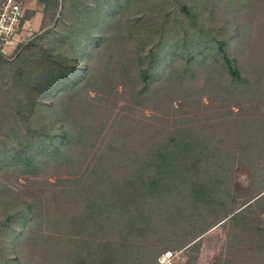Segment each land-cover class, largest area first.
Returning a JSON list of instances; mask_svg holds the SVG:
<instances>
[{"label":"trees","instance_id":"trees-1","mask_svg":"<svg viewBox=\"0 0 264 264\" xmlns=\"http://www.w3.org/2000/svg\"><path fill=\"white\" fill-rule=\"evenodd\" d=\"M42 1L46 3V18L55 21L60 15L57 25L64 30L71 28L67 34L70 46L52 50L49 68L40 63L32 65L34 42L25 46L14 63L6 61L0 52V78L14 73L20 77L16 86L23 87L20 93L19 87H6L8 95L3 101L12 109L0 115L4 121L0 128H6L0 136V264H152L151 256L136 259L139 252L133 233L151 227V204L178 187L181 176L187 180L190 168L204 169L207 162L203 157L209 147L190 128L175 131L162 125V134L144 137L137 149L129 148L127 141L114 148L118 141L112 137L114 156L99 164L105 165L103 169L89 168L79 175L78 167L86 162L85 149L92 147L96 137L92 127L81 123L75 98L94 73L98 56L91 62L90 57L104 45L126 40L113 36V27L122 21L128 5H122V13L115 17L121 0H115V11L103 12L105 7L99 3L94 12L76 18L66 12L63 0ZM247 1L177 0L180 41L165 37V20L161 28L142 32L145 43L151 44L146 63L137 70L144 89L148 91L170 77L177 64L191 67L199 57L198 63H203L201 47L206 43L215 46L236 83L249 79L228 49L229 41L237 42L240 34L243 37L247 33L237 21L239 8ZM219 15L223 17L218 28L214 19H221ZM222 28L229 41L219 38ZM42 34L38 35L40 40ZM36 89L42 91L41 100L32 96ZM22 104L30 108L16 118L12 112ZM17 120L20 123L16 124ZM155 135L163 136L161 142ZM81 149L84 156L80 159ZM130 162L135 165L125 170L124 176L110 174ZM51 165L64 168L69 177L45 181L40 187L35 180L18 182L20 176L35 177ZM58 172L56 175L63 173ZM240 214L232 218L238 219ZM261 224L248 236L264 237L263 221Z\"/></svg>","mask_w":264,"mask_h":264},{"label":"rangeland","instance_id":"rangeland-1","mask_svg":"<svg viewBox=\"0 0 264 264\" xmlns=\"http://www.w3.org/2000/svg\"><path fill=\"white\" fill-rule=\"evenodd\" d=\"M99 3L105 7L103 12L115 11V0H63L62 5L65 4L68 14L82 18L94 12ZM125 4L128 10L119 25L113 27V36L126 40L104 45L90 57L91 62L98 56L94 73L75 98L76 112L83 117L81 123L92 127L96 137L92 147L85 149L86 162L82 168L78 167L79 175L89 168L103 169L105 165L99 164L114 156L111 152L114 153L117 144L121 146L127 141L129 148L137 149L144 137L162 134L159 129L163 126L175 131L190 128L209 147L203 157L207 163L203 170L190 168L187 180L181 176L178 187L151 204V227L133 233L139 252L136 259H146L147 255L151 256L152 264H160L165 253L173 252L177 254L176 264H264V237L248 236L249 231L256 232L264 223V0H250L239 8L237 21L247 33L243 37L240 34L237 42L229 41L223 28L219 34V38L229 41L230 57L249 79L236 83L215 46L206 43V47H201L203 63H198L199 57L191 67L177 64L170 77L167 75L148 91L137 73L139 65L146 63L151 48L142 32L161 28L165 20L168 23L165 37L180 41L177 0H121L115 17ZM219 16L221 19L217 16L214 19L218 28L223 17ZM59 17L55 21L50 16L46 18L42 40L38 34L20 43L11 53L5 47L14 41L16 33L8 43L1 42L3 58L16 62L25 46L34 42L32 65L40 63L49 68L52 50L62 51L70 46L67 34L71 28L59 27ZM15 75L0 78L3 90L0 115L12 109L3 99L8 95L6 87L14 90L19 87L16 85L20 77ZM32 96L41 100L42 91L36 89ZM29 108V104H22L18 112L12 113L17 118ZM5 129L0 128V136ZM162 138L155 135L159 141ZM78 152L81 159L83 150ZM134 165L130 162L121 171L114 169L110 174L122 177ZM58 171L63 173L56 175ZM63 176L69 177L64 168L51 165L42 168L35 177L20 176L18 182L35 180L40 187L45 181L53 183ZM240 212L242 217L234 220L232 217Z\"/></svg>","mask_w":264,"mask_h":264},{"label":"crops","instance_id":"crops-1","mask_svg":"<svg viewBox=\"0 0 264 264\" xmlns=\"http://www.w3.org/2000/svg\"><path fill=\"white\" fill-rule=\"evenodd\" d=\"M26 16L21 21L20 28L14 41L9 42L5 50L13 52L22 42L30 40L32 37L44 31V21L46 20V3L42 0H21ZM61 2V0H58ZM46 22V21H45Z\"/></svg>","mask_w":264,"mask_h":264},{"label":"built area","instance_id":"built-area-1","mask_svg":"<svg viewBox=\"0 0 264 264\" xmlns=\"http://www.w3.org/2000/svg\"><path fill=\"white\" fill-rule=\"evenodd\" d=\"M19 0H6L0 3V43H8L9 39L16 33L25 17V9ZM177 254L165 253L160 264H176Z\"/></svg>","mask_w":264,"mask_h":264}]
</instances>
